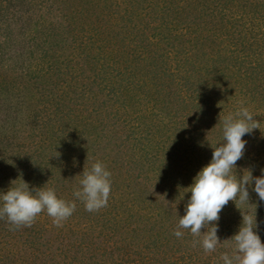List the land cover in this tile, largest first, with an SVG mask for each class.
<instances>
[{
    "label": "trees",
    "instance_id": "trees-1",
    "mask_svg": "<svg viewBox=\"0 0 264 264\" xmlns=\"http://www.w3.org/2000/svg\"><path fill=\"white\" fill-rule=\"evenodd\" d=\"M193 13L200 19H194ZM191 33L195 37L188 38ZM181 49L207 66L217 101L226 100L219 86H229L241 91L239 99L245 105L257 102L256 108L246 107L261 121L258 131L264 132V0H0V74L6 77L0 79V95L9 96V106L0 101V192L6 193L10 182L22 177L30 188L49 182L47 187L55 189L59 198L77 205L60 231L46 211L31 227L15 230H10L13 226L6 218L0 219V264H122L110 261L117 257L105 248L110 238L104 230H114L107 234L128 246L145 242L144 253L133 247V255L140 257L130 264H223L221 254L233 249L231 242H223L238 233L241 211L255 215V205L257 232L264 243V201L252 191L254 184L249 188L250 204L237 201L236 206L230 201L221 211L225 223L219 225L217 235L223 244L214 252L206 253L199 243L194 246L193 241L202 237L189 230L182 229L181 238L174 235L191 195L180 188L192 185L221 139H212L209 151L204 149L208 154L199 156L195 151L199 157L192 153L186 157L181 148L170 145V136L143 130L149 136L140 151L153 153V163L144 179L125 183L134 176V170L126 168L131 162L135 169L148 165L140 152L120 163L117 134L108 137L118 127L116 115L129 106L135 108L133 117L139 108L137 91L146 84L137 81L140 73L150 80L153 73L165 71L173 78L164 66ZM105 55L113 56V61L105 62ZM191 59L183 66L195 64ZM18 61L21 65L15 66ZM5 71L17 76L19 97L9 92L15 85ZM53 79L63 83L64 91L73 89L70 101L66 96L54 97ZM260 135L258 144L248 143L245 156L254 151L264 154V134ZM129 136L138 140L135 132ZM98 161L111 172L112 190L106 207L88 212L74 191L80 187L78 175L85 164L90 170ZM167 162H175L171 170ZM240 163L237 169L242 175L239 170L247 168ZM248 169H256L250 160ZM228 210H233L232 215ZM156 217L162 221L159 227ZM72 226L78 228L76 237ZM15 249L18 253L12 254Z\"/></svg>",
    "mask_w": 264,
    "mask_h": 264
},
{
    "label": "clouds",
    "instance_id": "clouds-1",
    "mask_svg": "<svg viewBox=\"0 0 264 264\" xmlns=\"http://www.w3.org/2000/svg\"><path fill=\"white\" fill-rule=\"evenodd\" d=\"M221 123L223 143L212 147L210 163L196 175L192 185L180 188L191 195L185 206V215L179 217L174 235L181 238L183 229L189 230L194 237H202L194 240L193 245L199 243L206 253L231 242L232 251L220 256L223 264H264V243L257 232V205L255 215L241 211L242 224L237 234L223 243L217 235L223 208L230 201L236 206L237 201L242 205L250 204L249 188L253 184L252 191L260 201H264V169L258 177L253 176L251 169L239 170L242 175L237 169V162L244 157L248 143L243 137L260 130L261 121L242 106L234 115L222 116L221 113ZM57 154L58 157L60 154ZM78 176L82 179L74 196L84 204L85 210L96 212L106 207L112 190L111 172L107 166L98 161L88 170L85 164L83 173ZM21 178L11 181L6 193L0 192V219L6 218L13 226L10 230H15L21 226L31 227L36 217L46 211L53 224L62 227L63 222L75 212V201L59 198L55 189L47 187L49 182L42 188H30L23 178L22 182L17 183ZM202 229L206 231L202 232Z\"/></svg>",
    "mask_w": 264,
    "mask_h": 264
},
{
    "label": "rangeland",
    "instance_id": "rangeland-1",
    "mask_svg": "<svg viewBox=\"0 0 264 264\" xmlns=\"http://www.w3.org/2000/svg\"><path fill=\"white\" fill-rule=\"evenodd\" d=\"M197 15L198 14L193 13L192 17L194 19L196 18L200 19V17H198ZM172 18H174V16H172ZM193 36L194 35L191 33L187 37L191 38ZM118 38L121 39L122 35H119ZM122 39H126V37H123ZM20 40L22 42H25V38H21ZM19 50L20 53H26V49L20 48ZM194 56L195 54L193 56L192 55L189 56V54H187L186 51H182V49L180 53L177 54V57L172 55L171 59L169 60V63L166 64L164 67L170 70V73L173 74V78L170 77V75L169 76L164 75L163 73L165 71L159 74L153 73V75L149 76L151 77L150 80L147 79L148 75L144 74V72L140 73L138 75L137 81L146 84L139 91H137L139 97L137 106H139V108L136 107V113L133 115V117L131 116L130 113L135 112V108L128 109L129 107L128 105H127L128 107H125V110L120 111L116 115V120L119 119V121H116L118 127L116 128V130L110 132L108 137L113 138V136L117 134V141L118 142L120 141L122 147L121 153L119 155L120 163L122 164L123 161L125 162L126 160H129L131 156H134L136 153L140 152L139 154L142 155V159L146 161V164L148 165V166H144V164H139L138 166L136 165V169H135V167L132 166V162L130 161L131 165H128L126 168L127 170L130 169L131 172L134 170L133 171L134 173L132 172L134 176L130 177V179L128 176V179L126 180L125 183L132 184V181L135 183L136 177L137 180L138 177L139 179H144V175L146 174L145 172L147 171L146 169L148 167L150 169V165L153 163V161L151 160L153 153L150 152L148 154H145V152H141L140 144H144L145 142L144 140H146L145 137H148L151 133L153 134L158 133V134L170 136L172 142L170 143V145H172V147L175 148L176 150H179V148H181L183 150L181 152L182 156L191 157V153H192L194 157L195 156L199 157L201 155H204V153H207L204 151V149H207L209 151V148L211 147V144L214 143V141L221 139L223 143V131H222L223 125L222 123L219 124V117L221 113L222 116H228L230 114L234 115L242 106L246 107L248 106V104H250V108L257 107L258 105L257 102L256 103L248 102V104L245 105L244 100L239 99L241 97L239 96L241 91L237 92L234 90L233 87H229V86L228 87L222 86V88H220L221 86H219L218 89L224 90V94H226L224 96V99L226 100L217 101V99L215 98L216 93L212 91L213 87L211 86V84L209 85V80L210 78H213V76L208 74L207 66L202 62V60L196 59V57ZM190 57H192L191 61L194 60L192 61L193 63L196 60L195 64H193L192 66L190 65L183 66L184 61L186 62V60H188ZM107 59L109 58H106L105 55V59H104L105 62H107ZM112 59L113 56L109 60L113 61ZM112 63L113 62L109 64ZM128 63L129 62H126V65L127 67H130V63L129 64ZM18 64L19 61L15 63V66H17ZM20 65L21 64H19L18 66ZM26 66L27 64L25 63L23 65L24 67L23 69H25ZM8 71L10 72L11 70L9 69ZM6 75L9 83L11 85L14 84L16 86V87L15 86L10 87L11 90H9V92L11 94L15 93L16 94L15 98L16 96L19 97L20 94L18 95V90L16 88L17 86L18 87L20 86V83L16 82L15 80V77L17 76L13 77L15 73L12 76L11 73L7 74V72ZM127 75L129 74H125V76ZM10 76H12L14 79L11 78ZM1 77L4 76L0 74V79H3ZM14 81L16 82V84L14 83ZM57 81L53 79V82L51 84V86L54 87V89H52L53 90L52 93L55 94L54 97L63 99L64 96H66L68 101H70L74 96L73 89L66 88V91H64L63 90L64 85L62 81H60L62 84L58 83ZM119 83L120 84L116 86H120L121 82ZM111 84H112L111 82L109 83L107 82L105 85L110 86ZM143 84H141V86ZM141 86L138 85L137 87H141ZM2 92L4 93L5 91H1V93ZM133 92H131V94H135V91ZM0 96L3 97L0 101H2L3 103L4 101H6L5 105L9 106L8 93L7 95L1 94ZM15 98L13 99L15 100ZM153 98L155 100H153ZM153 102L154 104L155 103L157 104H155L154 106ZM48 104L49 102H46V106ZM160 104L162 105L160 106ZM226 104L230 107L225 108ZM5 105L3 107H5ZM129 114L131 119H128V121H126ZM3 115H4V111L1 112V116ZM256 119L258 120V118ZM143 130L145 131L147 130L149 135L146 136L144 133L145 131ZM258 130L259 129L255 130L252 134L245 135L243 139L248 141V143L251 142L254 144H258L261 136L260 135L261 132ZM131 132L136 133V135L138 136V140H133V139L131 140V138L127 139V137H130L129 134ZM140 137L142 138L140 139ZM213 138L214 141L212 140ZM155 141H157V139ZM183 141L184 144H181V142ZM248 143L246 146H248ZM173 144L176 146L174 147ZM185 150H187L188 152H186ZM195 151H197L196 153H198L199 156L195 153ZM254 152L255 153H253L251 156L249 153H247V156L244 155V157L241 160H239V162H241L239 165L242 166V163H245L246 168L248 169L249 160H250L256 166V169H253L252 172L261 175V170L264 169V154L263 153L261 154L258 151H254ZM196 162H198L197 159L194 163ZM167 163H168L167 166L171 170L172 167L171 165H173L175 162H167ZM158 184L159 182H157V185ZM155 199L157 201V205L160 208L161 201L160 200L158 201L157 197H155ZM161 210L162 209H159V211ZM144 212L145 211L141 210L140 214L143 215ZM232 213L233 210H228L229 215H232ZM173 218L174 216H172V220ZM156 219H157V226L159 227L162 221L160 222V219L158 217H156ZM222 220L224 219L221 218L218 222L220 226L223 223H225ZM45 223L46 225L49 224V219L45 220ZM176 224L178 225V223ZM61 228L62 227H59V231L61 230ZM70 228H71V233H73L74 236L76 237V234L78 233V228L74 226ZM104 232L106 235H108L107 238H110L109 240L107 239L108 241L106 240L107 243H109V245L106 246L105 248H107V251L114 252V257H117V259L110 258L111 262L119 261L118 263L122 262V264H130L134 261V259L138 260V258L140 257L138 254L133 255L134 249L137 248V251L143 253L145 252L144 250L145 242L143 241L140 242L133 241V243L135 244L133 247H136L133 248L132 246H128L127 243H125V240H123L124 241L123 242L120 239L121 240L120 242L119 238L117 237L113 238L111 234L115 233L114 230L113 232L104 230ZM107 233H111V234H107ZM125 237H129V236H125ZM1 243L5 247H7L4 241H1ZM17 253L18 250L16 249L12 251V254H17ZM131 254L132 257H130Z\"/></svg>",
    "mask_w": 264,
    "mask_h": 264
}]
</instances>
